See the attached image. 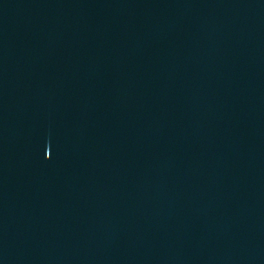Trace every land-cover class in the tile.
<instances>
[{
	"label": "water",
	"instance_id": "obj_1",
	"mask_svg": "<svg viewBox=\"0 0 264 264\" xmlns=\"http://www.w3.org/2000/svg\"><path fill=\"white\" fill-rule=\"evenodd\" d=\"M17 264H264V0L172 1Z\"/></svg>",
	"mask_w": 264,
	"mask_h": 264
}]
</instances>
